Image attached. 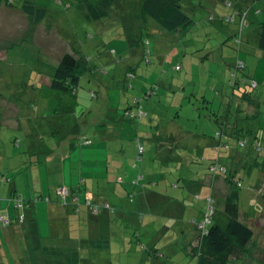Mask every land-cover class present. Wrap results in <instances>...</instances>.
Here are the masks:
<instances>
[{"label":"rangeland","instance_id":"1","mask_svg":"<svg viewBox=\"0 0 264 264\" xmlns=\"http://www.w3.org/2000/svg\"><path fill=\"white\" fill-rule=\"evenodd\" d=\"M13 1L18 3L20 0ZM34 1L37 5L49 9L47 18L36 25L20 10L0 5V173L8 176H1V182L18 178L21 169H27L29 163L35 164L40 156L38 154L43 152L44 148L53 151L55 146L56 149L62 146V150H67L70 142H79L84 136L92 144L91 147L84 146L86 150L97 149L102 153L103 146L108 145V141L104 139L105 125L114 120L115 126L120 125L117 131H122L126 156L130 153L127 148L129 144L135 147L134 157L136 156L137 136L144 149L143 161L150 156L154 160V155L149 150L150 144L143 132L146 125L151 124L153 127L158 122V116L160 121H174L190 131L213 136L214 130L208 125L205 126V121L210 115L211 124L214 125V115L211 114L218 110L217 105L221 99H218V95H226L229 83L234 79L237 58L247 66L244 79L247 80V74L251 73L258 81L257 89L252 91L253 96L257 98L258 109L254 108L256 113L245 120L242 114L246 113L234 107L228 110V104L222 105L223 110L219 117L233 126L237 121L239 128L251 131L247 134L248 139L253 140L257 135L264 140V52L257 47L258 36L255 32L257 23L264 20V8L254 13L245 9L247 17L241 26V44H236L232 39L235 24H221L218 20L221 18L218 17L237 15L236 12L247 0H227L231 5L219 0H192L191 7L196 8L192 15V29L186 34L183 42L176 41L175 37L178 35L165 32L154 21L149 20V24L154 28L148 32V44L144 47L145 53L148 54V64L142 59L141 45L131 49L125 39L121 38V18L126 12L129 13L132 3L127 5L125 0H117L107 19L102 22H87L81 18L72 1ZM199 1L205 3L204 7L197 8ZM213 7H216V10ZM211 16L216 17L217 21L210 22L208 18ZM73 49L88 58L89 65L93 67L92 73L80 79L75 94L53 91L49 87L52 68L63 53H75ZM111 49L116 53H112ZM128 55L130 58L124 62V57ZM121 56L122 60L119 61L118 57ZM128 64L135 66L136 78L132 85L137 83L136 89H123L125 81L122 78V70L124 65ZM177 65L181 66V70H174ZM88 77L91 82H87ZM99 83L103 84L102 86L109 84V88H100ZM155 83L159 87L156 95L151 97V100H143L145 91L139 89V84L148 87ZM92 92L97 95L91 97ZM134 98H141L142 107L150 113L140 122L141 129L144 128L143 132L136 128L140 123L122 116L126 106L131 104ZM113 108L118 110V114ZM177 111L179 116L174 119ZM36 117L41 118V125L34 122ZM61 125L63 128L59 127ZM78 127L79 133H69L71 139L66 141L62 131L73 132ZM226 139L223 141L226 142ZM232 139L227 140L228 143L232 140L230 151L226 148H215L218 151H215V155H221V158H224L223 164L240 179L242 188L239 194H244L245 190L248 192L247 188L254 192L261 184L259 178L260 169L264 167V147L256 151L250 150L251 157L244 160L243 166L235 161L232 164L230 154L241 155L249 151L248 146L240 147L237 141ZM79 146L81 149L82 146ZM209 155V150L202 156L195 155L196 159H202L200 162L194 160L193 168L207 166ZM97 159L99 161L95 166L101 168L102 154H99ZM216 165L219 169L222 167L220 164ZM222 175L224 176L223 173ZM2 177L4 178L1 179ZM57 177L58 175L53 176V184ZM44 178L46 177L43 175L41 181L44 182ZM33 179L37 181L38 178ZM78 182L82 184L83 181L78 179ZM96 186V191L101 190V184ZM9 202L10 212L4 208L0 215L6 211L10 215H18L13 201ZM221 204L223 202L218 203ZM238 206L240 212L249 213V220L256 214L260 215L251 225L254 235L248 245L249 254L244 264H264V203L246 196L241 198ZM26 211L27 209L22 213L27 215ZM10 215L9 219L15 221V216ZM191 220L190 215H157L151 222L144 216L140 230L128 225L125 241L118 243L110 236L107 238L111 241L110 247L105 250L92 251L89 248L88 251L84 248V260L81 264H196L194 259L183 254L185 240L190 231H194L190 225ZM180 228L185 230V233L178 234ZM71 229L65 232L68 246L70 242L75 241L74 234L78 231ZM38 235V241L46 247L54 244L56 239L47 234H40L39 231ZM19 240L22 242L20 251L10 249L4 229L0 230V264H45L39 258V251L35 253L31 247L27 252L23 240L17 239L16 242L19 243ZM152 250H157L154 255H150ZM90 256L95 258L85 261V257ZM237 264H242V261Z\"/></svg>","mask_w":264,"mask_h":264},{"label":"crops","instance_id":"2","mask_svg":"<svg viewBox=\"0 0 264 264\" xmlns=\"http://www.w3.org/2000/svg\"><path fill=\"white\" fill-rule=\"evenodd\" d=\"M256 3L263 10L264 0H257ZM216 7H213V9L216 10ZM247 75L257 81L256 77L251 73ZM102 85H99L100 88L106 86ZM139 85L141 86V84ZM135 86L137 88V83ZM106 87L108 89L109 84ZM139 89L143 90L141 87ZM229 94H231L230 88L227 89L226 95L224 93H221V96L218 95V99L221 98L217 105L218 110L211 114L214 115V125L211 124L210 115L205 121V126L208 125V127L214 130V134L218 131L216 120L222 121L219 114H221L223 106L228 104L230 107L227 108L228 110L234 107L238 111L241 110L242 113H246L242 114L245 120L249 119V117L251 118L256 113L253 110L254 108L258 109L256 107L257 98H253L248 102L235 96H228ZM113 109L118 114V110ZM235 118L237 117L235 116ZM109 120L111 119L109 118ZM34 122H38L40 125L42 123L41 118L38 117L35 118ZM236 122H234V126L232 127H236L234 131H239L241 128H239ZM114 123L115 120L105 125L104 139L108 141V145L105 144L103 146L102 153L97 149L86 150L80 139V143L70 142L67 150H62V146H59L58 149L55 146L56 150L54 149L53 151L44 148L43 152L38 154L41 159L39 160L37 157L35 164L31 165L32 163H29L27 169H21L18 173L20 175L18 178L0 181V211L4 208L9 211V201L12 202L14 195H20L24 200L28 201H32L36 196L48 198L50 201L48 203L41 201L30 203L28 208H26V212L29 215H24L26 219L21 224H17L12 220L9 226L4 227L0 220V230L4 229L10 249L20 251L19 247L22 242L19 240V243H17V239L23 240V245L27 252H29L31 247L33 249L41 248L38 245L32 246L27 236V219H30V217L35 219L37 231L40 234L43 233L49 235L50 238H56L54 244H51V246L48 244L49 246L47 247L63 248L64 245H67L69 241H66L65 232L69 228H72L71 230L78 231L74 234L76 236L75 241L70 242L69 245L75 246L80 241H86L88 246L94 247V245L104 244L107 248L111 244V241L107 240L110 236H113L114 240L118 243L122 240L125 241L128 225H133V227H137L140 230L141 220L144 216L145 218H149L151 222L153 217H157V215H181V217L183 215H190L192 219L201 218L205 211L206 198L209 195L214 199V214L217 215L216 219L223 221L222 224H224L225 214L223 207L225 197L229 193V188L223 176L209 171V165L211 160L214 159L222 167L227 168V166L223 164L224 158H221V155H215L218 151L215 149L216 144L214 145L213 136L208 137L204 132L199 134L195 131H190L187 127H182L174 123V121L170 123L168 121L166 127L161 126L160 123L158 125L156 123L153 127L151 124H148L145 126V132H143L144 128L141 129L142 125L140 123L139 127L136 128L139 132H143L146 141L150 144L149 150L154 155V160L150 156L147 157V160L143 161L142 155L144 150L140 156L141 159L136 160L138 150L134 157L135 147L132 144L127 145L130 153L126 156L125 143L121 137L122 131H117L120 125L118 124L119 126H117L116 124L115 126ZM59 127L63 128V125ZM62 133L64 134V139L68 141L71 139L70 134L76 135L79 133V127L73 132L64 130ZM239 133L241 132L239 131ZM105 134L109 137L108 139ZM136 138L137 148L141 140L137 136ZM245 140L250 141V139ZM78 143L82 146L81 149L79 145H76ZM247 146L249 147V151L243 152L241 155L230 154L229 157L232 164L235 161L238 165L243 166L244 160L251 157L250 150H257L249 143L244 147ZM226 149L230 151V146ZM208 150L211 152V155H209L207 166L202 168L196 167L194 169V160L200 162L202 159H196L195 155L201 154L202 156ZM99 154H102L103 157L101 168L95 166L96 162L99 161L97 159ZM214 156L216 157L213 158ZM5 168L4 166L3 169ZM260 170L259 181L261 184H259V187L254 192H252L251 188H247L248 192L245 190L244 194H239L238 203H240L242 197L246 196L264 203L261 197L264 194V167ZM231 173L234 174L232 171ZM43 175L46 177L44 178V182L41 181ZM55 175H58V179L53 184L52 180ZM1 176L6 177L7 174L2 175L0 173ZM34 177L38 178L37 181L33 179ZM78 179L83 181L82 184H79ZM96 184H101V190L96 191L98 190ZM62 187L74 190L71 199L72 203L69 201L71 205L68 207L60 205L55 199V190ZM75 201L78 202L77 206L73 205ZM88 202L93 203L96 207L101 206L102 210L98 211L99 209L94 210L91 206L88 207ZM219 202H223V204L218 205ZM106 205L110 206L109 208L112 211L108 210L109 208L104 209ZM129 205L131 206L129 207ZM9 215L10 213H8ZM10 216L16 217L17 215L11 214ZM247 216H249V213L240 212V220L248 224L253 230L251 225L254 220L257 221L259 219L260 215L256 214L250 220ZM100 229L101 231H99ZM184 231L180 228V231L177 232L178 234H183L185 233ZM62 235L63 238H61ZM196 235L195 230L190 231L185 244L187 245L189 242H192L196 238ZM106 248L102 249L105 250ZM102 249L90 248L92 251H100ZM183 254L185 255L184 252ZM90 257V260L95 258L94 256ZM96 258L99 259L98 257ZM245 260H242V264H244ZM239 261H232L230 263L237 264Z\"/></svg>","mask_w":264,"mask_h":264},{"label":"trees","instance_id":"3","mask_svg":"<svg viewBox=\"0 0 264 264\" xmlns=\"http://www.w3.org/2000/svg\"><path fill=\"white\" fill-rule=\"evenodd\" d=\"M61 1V0H59ZM74 3V6L81 16V18L87 22H102L104 19H107L112 13L113 7L116 5L117 0H69ZM127 5L133 4V8L129 9V13L126 12L125 16L121 18V38H124L127 42V46L131 49H134L141 45L143 47L142 50V59L149 64L148 54L145 53V45L148 44L147 35L148 32L152 30V25L149 24V20L154 21L162 30L165 32L178 35L175 37L176 41L181 40L183 42L186 34L190 32L192 29L193 18L192 15L196 8H193L192 0H125ZM197 1V0H196ZM203 1V0H201ZM222 3H227L229 5L230 2L227 0H219ZM242 8H239L236 12L237 15H228L225 18L218 17L221 24L230 23L235 24L234 33L232 34V39L236 44L242 43V32H241V24L245 21L247 17V11L251 10V12H258L261 9L257 5V0H247ZM4 4L6 7L12 9L20 10L25 16L29 18L32 24L36 25L40 22H43L45 18H47L49 9L43 6H39L35 3L34 0H20L18 3L13 0H0V5ZM69 4H67L68 7ZM205 3H201L200 1L196 4L197 8L204 7ZM239 5V4H238ZM246 9V10H245ZM127 11V10H126ZM210 22L217 21L216 17H209ZM239 20V22H238ZM239 27V30H238ZM154 28V27H153ZM155 28H157L155 26ZM256 34L258 36L257 47L259 50L264 52V20L257 23V27L255 29ZM145 33V34H144ZM145 35V36H144ZM146 37V38H145ZM75 53H63L59 60L57 61L55 67L52 68V73L50 76L49 87L53 91L60 92L62 94H75L78 90V86L80 83V79L86 77L92 73L93 67L89 65L88 58L83 54H80L79 51L74 50ZM110 51V50H109ZM112 53H116L114 49H111ZM110 51V52H111ZM148 51V50H147ZM101 55L98 57L100 58ZM122 57H118L119 61L122 60ZM124 60H128L130 55L124 57ZM125 62V61H124ZM241 63L242 66L238 67V63ZM124 69L122 72V78L125 81V85H123V89H136V86L132 85L133 80H135V66L131 64L124 65ZM246 64L241 61V59L237 58V62L235 63V70L233 74V81L229 83V88L231 90V97H238L243 101H251V99L255 98L253 96L252 91L256 90L258 87V81L251 79L250 77L247 80L244 79L245 76ZM174 70H181V66H175ZM115 72V71H113ZM111 72V74H113ZM103 73V71H102ZM240 73V74H239ZM238 74L240 76H238ZM242 75V76H241ZM243 77V78H242ZM87 82H91L90 77H88ZM111 82V81H110ZM117 82V80H116ZM251 82L256 83L255 88H251ZM101 83H99L100 85ZM124 84V83H123ZM111 85V84H110ZM143 88V100H151V97L155 96L157 91L159 90L158 85L155 83L151 86L141 85ZM96 92H92L90 94L91 97H95ZM150 98V99H149ZM2 102V97L0 96V104ZM141 98H134L133 102L128 104L126 107L123 117L132 120V122H140L143 119L148 117V114L141 105ZM143 113V116H138V112ZM134 113L137 116L131 118L130 114ZM178 115V111L175 113V118ZM157 116V115H156ZM157 125L158 123L161 126L166 127V121H160L159 116L156 117ZM218 124V131L213 135L214 145L216 144V149L219 150L221 148H229L231 141H237V145L240 146L241 142H244V139H248L247 134L251 131L245 130L241 128L239 131L241 133L238 134L239 131H234L236 127H232L229 123L225 121L216 120ZM160 126V125H159ZM231 126V128H230ZM218 134V135H217ZM224 138H227L224 142ZM228 139H232L230 143L227 142ZM81 143L84 145V141L88 140L84 136V138H80ZM90 141V140H89ZM251 144L255 149H261L264 147V140L260 136L253 138V140H245L244 145L240 147H244L245 145ZM15 145V142H14ZM91 145V141H90ZM84 145V146H90ZM138 154L136 156V160L141 159V154L143 152V146L140 144L137 145ZM44 158V157H43ZM42 158V159H43ZM40 160L41 157L38 156ZM209 171L212 173H221L224 174V181L229 188V193L226 195L224 200L223 212L225 214V221L217 220V215H212L210 219V223L204 225L203 229H200L198 226L203 221L204 216L207 213V203H205V211L201 218L192 219L190 221V225L193 227L195 232L197 233L196 238L189 242L187 245L183 247V252L186 256L194 259L196 264H229L232 261H242L246 259L249 254L248 245L253 238V230L250 226L240 220V211L238 206V198H239V190L242 187L240 180H238L235 174L227 172H221L219 169L215 171L212 170L213 167H216V161L213 159L209 165ZM218 168V167H217ZM4 178V177H3ZM2 178V179H3ZM68 188V187H66ZM59 189V188H58ZM57 190V189H56ZM55 190V199L56 201L64 206L68 207L71 205L72 195L74 190L68 188L69 193L66 197L62 198L56 195ZM212 199V207L214 208V199L211 195ZM207 197V198H208ZM264 201V194L261 196ZM206 198V199H207ZM14 203V209L17 210L18 215L15 217V223L21 224L25 221L26 216L22 213L23 210L28 208L30 203H37V201H41L44 203L50 202L48 198H41L36 196L32 201L24 200L20 195H14L12 198ZM71 201V203L69 202ZM74 206H77L78 202H73ZM88 207L101 211L102 207L94 206L93 203L88 202ZM20 206V207H19ZM110 206L106 205L104 209H108ZM74 210L77 211L76 208ZM108 210H111L109 208ZM29 215V213H26ZM7 220L4 222L3 220ZM2 226L6 227L12 223L11 219H9L8 213L5 212L2 214L1 218ZM10 222V223H9ZM28 226V238L31 241V245H38L41 248L38 250L35 248V253L37 251L40 252L39 258L45 264H81L84 260L82 251L84 248H94V249H102L106 248L104 244L88 246L86 241H80L77 245H64L63 248L59 247H42L40 242L38 241V231L37 224L33 217L27 219ZM104 245V246H103ZM33 249V248H32ZM81 251V252H80ZM157 250H152L150 255H154ZM153 253V254H152ZM91 257H85V261L90 260ZM27 261V259H25Z\"/></svg>","mask_w":264,"mask_h":264},{"label":"built area","instance_id":"4","mask_svg":"<svg viewBox=\"0 0 264 264\" xmlns=\"http://www.w3.org/2000/svg\"><path fill=\"white\" fill-rule=\"evenodd\" d=\"M241 25H243V24H241ZM242 66V64L239 62L238 63V67H241ZM250 86H251V88H255L256 87V83L255 82H251V84H250ZM135 116H137L136 114H134V113H131L130 114V117L131 118H133V117H135ZM138 116L140 117V116H143V113H141L140 111L138 112ZM218 135V134H217ZM245 142V141H244ZM244 142H241L240 143V146H243L244 145ZM84 145H90V141L89 140H85L84 141ZM216 169H219V168H217V166L216 167H213L212 168V170H216ZM221 172H225V169L223 168V167H221L220 169H219ZM68 193H69V190H68V188H66V187H62V188H59V189H57L56 190V195H58V196H60V197H62V198H64V197H66L67 195H68ZM206 203H207V213H206V215L204 216V219H203V221L199 224V228L200 229H203L204 228V225H206V224H209L210 223V219H211V217H212V215H214V208L212 207V199H211V197H208L207 199H206ZM20 207V206H19ZM94 210H96V209H94ZM4 222H7V220H3Z\"/></svg>","mask_w":264,"mask_h":264}]
</instances>
